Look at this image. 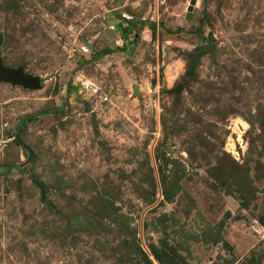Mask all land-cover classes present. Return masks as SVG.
<instances>
[{
	"label": "rangeland",
	"instance_id": "rangeland-1",
	"mask_svg": "<svg viewBox=\"0 0 264 264\" xmlns=\"http://www.w3.org/2000/svg\"><path fill=\"white\" fill-rule=\"evenodd\" d=\"M197 1L0 0V264H264V0Z\"/></svg>",
	"mask_w": 264,
	"mask_h": 264
},
{
	"label": "water",
	"instance_id": "water-1",
	"mask_svg": "<svg viewBox=\"0 0 264 264\" xmlns=\"http://www.w3.org/2000/svg\"><path fill=\"white\" fill-rule=\"evenodd\" d=\"M190 7L188 9L187 19H193V11L197 0H189ZM2 38L0 37V48L2 47ZM0 83H9L13 86H21L24 89L38 90L41 89L40 78L26 74L23 68L12 69L4 65L0 57ZM138 93V87L135 88Z\"/></svg>",
	"mask_w": 264,
	"mask_h": 264
},
{
	"label": "trees",
	"instance_id": "trees-1",
	"mask_svg": "<svg viewBox=\"0 0 264 264\" xmlns=\"http://www.w3.org/2000/svg\"><path fill=\"white\" fill-rule=\"evenodd\" d=\"M122 25L123 24H126V26L124 25V27L123 26H120V25H118V29H119V31H120V33L122 34V36H124V38H127V36H128V34H129V32L131 31V29H132V27H135L136 25H137V23H135V22H130V23H128V21L126 22L125 20H123L122 22ZM120 26V27H119ZM203 27H204V22H202L201 23V25H200V27H199V29H198V32L200 31L201 32V30L203 29ZM184 32V30L183 29H177V31H176V33L178 34V33H183ZM201 35H203L202 33H201ZM209 40V39H208ZM206 51H208V49L206 48V47H201L197 52V55L200 57V56H202ZM108 53L107 52H103L102 53V56H105V55H107ZM197 56V57H198ZM98 58H101L100 56L98 57ZM97 58V59H98ZM192 73H193V67H191L190 69H189V71H188V75H192ZM34 118L33 117H28L24 122H27V121H32ZM28 160H30L31 162L34 160V156L33 155H31V154H29V156H28ZM13 169V167H11L10 168V170L9 171H11Z\"/></svg>",
	"mask_w": 264,
	"mask_h": 264
}]
</instances>
